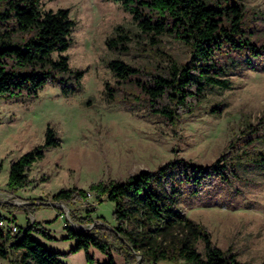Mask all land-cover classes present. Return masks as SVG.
<instances>
[{
	"label": "rangeland",
	"instance_id": "obj_1",
	"mask_svg": "<svg viewBox=\"0 0 264 264\" xmlns=\"http://www.w3.org/2000/svg\"><path fill=\"white\" fill-rule=\"evenodd\" d=\"M241 2L257 38L264 42V0ZM42 6L45 11L70 10L77 26L64 54L69 57L72 70L84 71L85 75L80 87L70 79L66 84L50 82L37 97L0 99V214L9 218L11 224L24 228L36 222L34 238L60 252L65 264H104L111 256L118 264H125L118 244L110 253L92 247V262L85 250L74 251L78 241L69 238L66 230L71 213L82 218L90 213L95 219L94 225L74 226L78 231L103 225L98 218L112 230L118 226L115 203L105 199L98 204L89 191L93 184L123 182L140 171H156L173 160L210 166L228 151L232 141L240 139L238 143L244 145L248 126L258 127L264 111V66L258 63L259 68L254 70L244 55L222 56L220 63L226 69L224 78L230 81V88L209 90L205 100L192 111L178 109L179 120L175 124L155 111L137 82H121L109 63L122 60L140 71L141 81L154 84V76L165 75L170 69L167 55L180 64L191 59L188 46L168 35L156 43L142 33L122 2L43 0ZM119 26L132 37L127 52L107 46ZM107 83L116 90L111 101L106 93ZM65 85L76 90L65 94ZM216 110L220 112L215 113ZM49 126L56 130L61 145L46 149V157L32 166L30 186L17 192L10 190L12 164L45 144ZM262 130L264 133V127ZM233 152L237 151L232 149L229 154ZM71 188L88 191V199L51 202L62 189ZM32 201L49 205L35 207L28 213L24 207L32 206ZM178 208L205 226L223 250L232 247L239 259L248 264L264 263V170L253 168L232 183L212 187L199 196L182 197ZM141 259L138 256V261ZM12 260V256L0 258V264H12ZM158 264L185 262L160 260Z\"/></svg>",
	"mask_w": 264,
	"mask_h": 264
},
{
	"label": "trees",
	"instance_id": "obj_2",
	"mask_svg": "<svg viewBox=\"0 0 264 264\" xmlns=\"http://www.w3.org/2000/svg\"><path fill=\"white\" fill-rule=\"evenodd\" d=\"M42 1L0 0V99L37 97L50 82L66 84L72 79L77 87L81 86L85 72L72 70L69 57L64 54L72 44L77 23L69 9L45 11ZM107 1L122 2L142 33L156 43L168 35L191 49V59L185 64L167 55L170 69L165 75L154 76V84L141 81L140 71L122 60L109 63L121 82H137L155 111L175 124L179 120L178 109L192 111L205 100L209 90L230 88V81L224 78L226 69L220 63L222 56L244 55L249 68L254 70L259 68L258 63L264 66V42L260 43L257 38L241 0ZM131 41L130 32L119 26L107 40V46L127 52ZM75 90L76 87L68 85L63 88L65 94ZM115 91L110 83L106 84L110 101ZM162 101L166 105L158 107L156 104ZM263 127L264 111L258 127L248 126L244 145L238 143L240 139L232 141L228 151L210 166L173 160L156 171L143 170L123 182L93 184L89 191L96 196L98 204L105 199L115 203L118 226L109 230L106 222L98 218L103 225L78 231L72 223L91 225L95 219L90 213L82 218L72 212V222L66 230L69 238L78 241L74 251L85 250L88 261L92 262V247L110 253L113 245L118 244L125 264H136L138 256L142 257L140 264H158L160 260L185 264H248L239 259L232 247L227 250L219 247L211 232L180 211L178 204L182 197L199 196L212 187L241 179L250 169L264 170V149L260 147L264 146ZM60 145L56 130L49 126L45 144L12 164L9 189L17 192L30 186L32 166L46 157V149ZM232 149L237 152L229 154ZM88 197V191L83 189H62L51 202L70 203ZM33 202L32 206L24 207L28 213L35 207L49 205ZM3 207L10 209L8 205ZM63 214L61 211L60 216ZM1 222L10 224L9 218L0 214ZM35 225L36 222L27 228L19 226L20 232L14 236L0 226V258L12 256V264H65L60 252L34 238ZM104 264L118 263L111 256Z\"/></svg>",
	"mask_w": 264,
	"mask_h": 264
},
{
	"label": "built area",
	"instance_id": "obj_3",
	"mask_svg": "<svg viewBox=\"0 0 264 264\" xmlns=\"http://www.w3.org/2000/svg\"><path fill=\"white\" fill-rule=\"evenodd\" d=\"M0 226L9 231L13 236L20 232V227L16 223L1 222Z\"/></svg>",
	"mask_w": 264,
	"mask_h": 264
},
{
	"label": "water",
	"instance_id": "obj_4",
	"mask_svg": "<svg viewBox=\"0 0 264 264\" xmlns=\"http://www.w3.org/2000/svg\"><path fill=\"white\" fill-rule=\"evenodd\" d=\"M71 222H72V220H71ZM77 224H75V223H72V226L74 227V226H76ZM94 225V224H93ZM109 227V226H108ZM110 228V227H109ZM139 262H140V260L136 263V264H139Z\"/></svg>",
	"mask_w": 264,
	"mask_h": 264
}]
</instances>
